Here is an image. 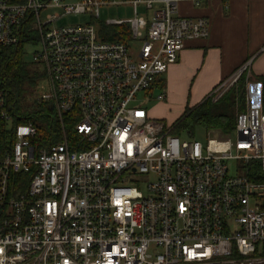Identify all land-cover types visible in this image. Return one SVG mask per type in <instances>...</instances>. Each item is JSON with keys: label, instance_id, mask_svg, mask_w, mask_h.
Returning <instances> with one entry per match:
<instances>
[{"label": "built area", "instance_id": "2783aa9c", "mask_svg": "<svg viewBox=\"0 0 264 264\" xmlns=\"http://www.w3.org/2000/svg\"><path fill=\"white\" fill-rule=\"evenodd\" d=\"M179 1L0 0V46L17 44L29 25L31 62L46 84L34 97L51 103L61 128L59 142L43 144L32 124L12 125L0 84V121L13 130L0 157V264H264V180L246 173L256 161L264 174L261 105L246 100L233 139L203 144L137 102L186 41L209 34L206 17L178 14ZM117 3L133 16L98 23L99 7ZM86 13L87 23L54 26ZM100 24H126L129 39L104 40Z\"/></svg>", "mask_w": 264, "mask_h": 264}, {"label": "crops", "instance_id": "0c3cea01", "mask_svg": "<svg viewBox=\"0 0 264 264\" xmlns=\"http://www.w3.org/2000/svg\"><path fill=\"white\" fill-rule=\"evenodd\" d=\"M177 12L206 17L209 34L185 42L162 75L165 100L156 107L197 104L244 65L246 100L260 104L261 86L255 77L264 75V0H181ZM160 114L148 110L151 118Z\"/></svg>", "mask_w": 264, "mask_h": 264}, {"label": "trees", "instance_id": "16d2710c", "mask_svg": "<svg viewBox=\"0 0 264 264\" xmlns=\"http://www.w3.org/2000/svg\"><path fill=\"white\" fill-rule=\"evenodd\" d=\"M32 34V36H30ZM99 34L104 40L127 41L129 28L126 24L99 25ZM33 32L27 23L23 24L21 37L17 44L0 46V84L5 92L6 107L12 118V125L30 123L40 132L43 144L59 142L61 128L54 109L48 101L35 100L38 82L43 79V71L37 63L25 61L23 45L31 38ZM245 71L241 73L233 86L224 92L217 100L212 101V95H207L202 101L185 107L184 112L172 123V132L180 134L186 131L192 135L195 126L215 134L229 135L233 129L237 112L245 110L247 81ZM255 80L260 83V105L264 112V75H258ZM163 78L157 80L154 87H163ZM64 132L71 136L73 121L64 119ZM13 141V130L0 121V157ZM247 175L253 180H264L258 163L253 161L247 166Z\"/></svg>", "mask_w": 264, "mask_h": 264}, {"label": "rangeland", "instance_id": "374dc122", "mask_svg": "<svg viewBox=\"0 0 264 264\" xmlns=\"http://www.w3.org/2000/svg\"><path fill=\"white\" fill-rule=\"evenodd\" d=\"M63 1L66 3H72V2H75L76 0H63ZM53 11H54V9L49 10V12H53ZM144 12H145V9H144L143 5L139 4L138 5V14L141 15V14H144ZM133 14L134 13H133V10H132V7L130 4H127V3L104 4V5H101L99 7L98 23L105 22L107 20L131 18L133 16ZM89 21H90V15L88 13H86V14H75V15L69 14V15L62 16L61 18L56 20L54 23V26H60V25L69 24V23H71V24L72 23L83 24V23H87ZM30 36H32V34ZM137 44L136 43H130V46L136 49ZM37 48H38L37 44H34V43H26L25 45H23V58H24V60L30 62L31 61V53ZM225 82L228 83L229 80L227 79V80H225ZM232 86H233V84L228 86V88L225 90V92L227 90H229ZM45 88H46L45 82L43 80H40V82L38 83L37 89L35 91L36 94L42 93ZM156 92H157V90H155V87L153 88V90L151 91V93L149 95H144L143 92H139V94H137V102L139 105L146 108L147 111L151 110V109L160 110V113H161L160 116L157 115L156 117L153 116L152 118H154L156 120H161L167 124L174 123V121L184 112L185 107H191V106L196 104V103L195 104L194 103L189 104V102L184 101V102H180L179 106L174 105V106H169L168 108L166 106L165 107L161 106V107L157 108L156 106L159 105L158 103L161 104L163 101L157 102L156 100L153 99V97L156 95ZM250 103L252 105V101ZM179 136L181 139L193 138L195 140L202 142L203 144L206 142L207 137L219 138V139L227 137V135L224 136V135H220V134H215L211 131H205V129H203L202 127H199V126L194 127L192 135H189V133H187L186 131H181ZM228 136L231 139L234 138V135L232 133H230ZM231 165H232V163L230 161V166ZM150 179H153V176H147L146 177V181H148Z\"/></svg>", "mask_w": 264, "mask_h": 264}]
</instances>
